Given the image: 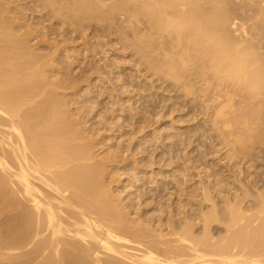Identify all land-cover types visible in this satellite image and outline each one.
Wrapping results in <instances>:
<instances>
[{"label":"bare ground","instance_id":"6f19581e","mask_svg":"<svg viewBox=\"0 0 264 264\" xmlns=\"http://www.w3.org/2000/svg\"><path fill=\"white\" fill-rule=\"evenodd\" d=\"M141 2L134 3L139 12L134 19L145 10L140 19L147 17L145 26L157 36L146 37L161 40L155 47L161 50L160 62L155 50L145 56L156 60L148 63H157L152 64L156 68L148 65L150 78L172 81L173 88L200 104L221 108L228 102L233 108L236 99L244 102L240 106L247 110L238 114L223 107L232 115L228 138L221 136L224 141L219 142L226 149L219 153L227 174L215 181L199 170L198 179L206 175L208 187L202 186L200 202L187 212L174 215L177 211L168 202L173 217L165 219L166 233L162 226H130L102 182L111 158L96 160L95 147L85 142L68 102L56 97L63 85L49 80L53 76L39 64L42 58L31 55L25 46L30 41L24 42L16 21L0 8V264H264V0ZM78 7L82 9L75 5L68 10ZM86 10L71 17L82 21ZM88 11L84 17L91 16L93 11ZM248 107L259 113L248 118ZM76 112L78 118L83 113ZM221 113L212 119L221 117L226 125L228 118L223 120ZM223 184L229 187L226 197L221 195ZM192 206L199 208L195 214ZM219 223L220 231L214 227ZM162 224L160 220L157 225ZM128 244L140 248L139 254L128 257Z\"/></svg>","mask_w":264,"mask_h":264},{"label":"rangeland","instance_id":"374dc122","mask_svg":"<svg viewBox=\"0 0 264 264\" xmlns=\"http://www.w3.org/2000/svg\"><path fill=\"white\" fill-rule=\"evenodd\" d=\"M141 1L144 0L135 2L134 0H4L0 2V8L4 13L7 12L6 15L4 14L6 17L16 21L19 31H22L20 34L24 37V42L30 41L25 46L29 45L27 48L31 49L29 50L31 55L42 58L39 64H44L50 76H53L49 80L57 83L58 86L63 85L64 89L63 87L57 89L56 97L65 101L66 104L68 102L69 110L72 111L70 115L75 121L79 120L77 128L82 134L84 133V138L87 140L85 142L91 145V141L95 147L93 152L97 157L96 160L111 158L112 162H108L109 164H106V168L104 167L102 171L104 172L102 182L106 183L103 184L106 186L105 190L113 197L111 198L119 203L120 209L122 208V212L131 223L130 226L133 227L138 222L143 227L162 226L166 233L168 226L166 220L170 217L167 215H172L167 209L170 208L169 205L172 204L171 207L177 211L174 215L182 211L187 212L191 209V204L200 202L203 195L202 186L208 187V178L205 177V173L211 175L210 177H213L215 181V178L222 179L227 174L222 172L225 170V161L223 163L220 161V155H223V150L226 149L220 143L228 138L227 131L232 128L229 121L235 114L233 112L247 109H243L244 105L241 104L240 98V100L235 98L238 102H235L236 100L231 102L236 103L233 104L236 108L224 102L226 106L223 107H226V110L230 109L229 114H232L229 117L227 113L229 111L223 107L220 108L222 104L217 107L215 103L213 105L202 103L203 107L200 101L196 102L192 96H186L184 91L173 88L172 86L175 85L172 81L168 83L165 80H157L156 76L150 78L153 76L149 74L152 73L150 70L157 67V63L153 61L156 62L157 58L160 60L162 58V56L159 57L161 50L155 48L161 45L158 44L161 40L146 37L145 34L151 38L157 36L151 27L145 26L149 23L146 20L148 18L143 17L147 22L140 19L145 10H140L142 13L134 19L136 16L134 14L139 13L134 9H137L134 3L137 2L138 5L142 3ZM75 5L81 6L84 10L89 7L84 12L89 13L88 10H92L94 13L90 14L96 18L93 19L90 15L84 17L88 13L82 16L83 12H80L79 17L82 16L85 19L81 21L78 17L77 20L80 22H76L77 20L73 19L76 16L71 17V13L77 11L78 14L82 9L78 10V7L72 12L68 10L71 11ZM59 6L64 9L63 14V9L58 11ZM14 14L17 15L14 17ZM137 20L141 23L136 24ZM146 27L150 29L147 28L145 31ZM136 48L142 54L137 52ZM150 51H154L156 55V60L152 57L148 58L153 60L150 62L151 66L148 63L149 60L145 59L147 52L149 56H152L153 53L149 54ZM136 53L139 58L146 60L147 65L135 56ZM160 60L157 61L160 62ZM148 65L152 68L150 69ZM149 81L151 82L148 83ZM215 109L219 113L224 112L223 120L226 117L229 119L225 120L226 125L221 117L212 119L213 115H217L214 114L217 113ZM251 109L248 107L250 112L248 118L259 113L258 110L252 112ZM76 111H82L85 117L82 113L78 118ZM243 112L246 114L248 111ZM219 113L217 116H220ZM262 113L264 114V108ZM262 137L264 140V131ZM221 151L222 153H219ZM199 170L204 174L198 179V172H201ZM221 186L224 192L221 195L228 196L229 187H224L227 186L224 184ZM213 194L215 197V193ZM221 195L220 198H222ZM220 198L217 195L214 199L219 201ZM165 204L168 206H164ZM192 207L196 209L193 211L195 214L198 206ZM203 208L207 210V206ZM174 218L173 220L177 221L178 217ZM160 220L163 224L157 225ZM151 223L154 224L151 226ZM214 227L218 231L223 229L220 223ZM195 228L199 229L200 226ZM221 235L224 233L222 232ZM125 246L128 249V257L139 254L140 248L136 245ZM16 253L20 252L14 254ZM102 259L113 260L109 256H102ZM3 260L1 262L5 263L6 260ZM117 262L131 264L130 261L124 260Z\"/></svg>","mask_w":264,"mask_h":264}]
</instances>
